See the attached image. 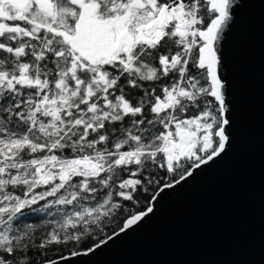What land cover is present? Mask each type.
<instances>
[{
  "label": "snow or ice",
  "instance_id": "1",
  "mask_svg": "<svg viewBox=\"0 0 264 264\" xmlns=\"http://www.w3.org/2000/svg\"><path fill=\"white\" fill-rule=\"evenodd\" d=\"M239 0H0V264H86L234 126Z\"/></svg>",
  "mask_w": 264,
  "mask_h": 264
},
{
  "label": "water",
  "instance_id": "2",
  "mask_svg": "<svg viewBox=\"0 0 264 264\" xmlns=\"http://www.w3.org/2000/svg\"><path fill=\"white\" fill-rule=\"evenodd\" d=\"M243 3L224 44L234 126L214 164L167 190L86 264H264V0Z\"/></svg>",
  "mask_w": 264,
  "mask_h": 264
}]
</instances>
